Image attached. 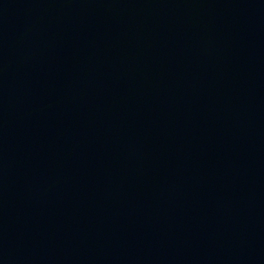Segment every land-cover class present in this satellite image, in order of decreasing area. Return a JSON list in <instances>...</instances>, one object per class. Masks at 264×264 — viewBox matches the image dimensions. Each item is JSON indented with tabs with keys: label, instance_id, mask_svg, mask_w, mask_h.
Returning a JSON list of instances; mask_svg holds the SVG:
<instances>
[{
	"label": "water",
	"instance_id": "obj_1",
	"mask_svg": "<svg viewBox=\"0 0 264 264\" xmlns=\"http://www.w3.org/2000/svg\"><path fill=\"white\" fill-rule=\"evenodd\" d=\"M0 264H264V0H0Z\"/></svg>",
	"mask_w": 264,
	"mask_h": 264
}]
</instances>
